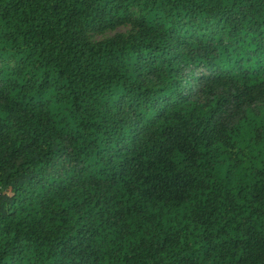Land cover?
<instances>
[{
    "label": "trees",
    "instance_id": "16d2710c",
    "mask_svg": "<svg viewBox=\"0 0 264 264\" xmlns=\"http://www.w3.org/2000/svg\"><path fill=\"white\" fill-rule=\"evenodd\" d=\"M263 103L264 0H0V264H264Z\"/></svg>",
    "mask_w": 264,
    "mask_h": 264
},
{
    "label": "rangeland",
    "instance_id": "374dc122",
    "mask_svg": "<svg viewBox=\"0 0 264 264\" xmlns=\"http://www.w3.org/2000/svg\"><path fill=\"white\" fill-rule=\"evenodd\" d=\"M131 29H132V24L127 23V24L115 26L114 28L104 29L100 31L92 30L89 32V38L91 40H100L106 37H110L116 33L126 34Z\"/></svg>",
    "mask_w": 264,
    "mask_h": 264
}]
</instances>
